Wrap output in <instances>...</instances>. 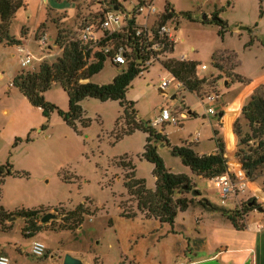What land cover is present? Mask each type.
Wrapping results in <instances>:
<instances>
[{
	"label": "rangeland",
	"instance_id": "obj_1",
	"mask_svg": "<svg viewBox=\"0 0 264 264\" xmlns=\"http://www.w3.org/2000/svg\"><path fill=\"white\" fill-rule=\"evenodd\" d=\"M75 2L78 21L68 31L73 38L79 35L83 17L90 16L97 21V15L104 9L98 7L102 0ZM137 4L138 0H128L122 6L130 11ZM166 4L176 15L169 25L177 30V44L168 59L182 57L197 63L196 77L213 84L202 87L197 95L183 91L161 63L156 62L134 79L125 100L134 103L135 119L143 125H150L162 108L171 111L179 124L154 128L168 141V146L157 145V154L170 173L186 175L217 211L191 207L178 212L169 225L146 217L137 209L135 198L128 195L124 186L125 172L118 163L123 161L134 166V178L144 181L146 190L151 192L155 189L153 166L142 158L147 134L136 130L124 135L130 128H126L118 102L85 99L80 106L82 118L89 121L86 128L76 124L74 130L53 113L42 132L44 120L40 112L25 107V100L8 86L0 90V167L9 165L14 175L5 177L0 185V207L11 214L22 210L43 212L34 222L39 230L31 227L25 236L23 218L10 216L2 222L0 255L7 256L10 264H63L66 255L80 264H188L206 262L208 258L219 264H240L244 231L233 228L222 211H240L251 200L255 208H264L261 199L264 198V169L250 181L258 190L250 186L253 192L245 190L237 197L229 194L221 204L220 190L211 181L193 175L180 158L172 154V149L192 144L196 153L210 155L216 150L212 127L218 116L208 114L207 109L217 112L218 105L201 102V99L214 94L219 101L229 103L240 91L238 83H233L236 75L247 83L264 75V0H154L156 12L148 21L149 29L164 12ZM215 14L226 28L223 37L219 36V28L211 19L204 20ZM139 23L143 24V20ZM240 27L256 29L258 36L252 37ZM29 52L33 56L39 51L31 44ZM213 54L219 69L211 65ZM203 65L206 70H201ZM36 67L37 62L31 60L23 69L33 72ZM123 68L106 60L102 71L90 81L97 85L110 84ZM163 81H168V85L162 89ZM256 89L264 93V83L258 84L254 91ZM45 99L51 100L47 101L62 112L67 111V97L59 87H52ZM3 110H7L8 115L2 114ZM181 113L186 119H181ZM241 118L238 120L241 137H244L250 130L242 115ZM28 134L30 141L25 142ZM218 137L224 141L222 135ZM15 139L22 141L14 146ZM237 143L236 137V146ZM257 143V139L251 140L247 146L256 148ZM241 149L247 150L246 147ZM186 197L191 198V195ZM80 204L90 215L83 216L80 228L68 230L74 229L78 219H69L63 224L61 215ZM123 212L134 216L125 217ZM46 214L54 218L42 223ZM32 240L44 244V257L36 259L29 255Z\"/></svg>",
	"mask_w": 264,
	"mask_h": 264
},
{
	"label": "trees",
	"instance_id": "obj_2",
	"mask_svg": "<svg viewBox=\"0 0 264 264\" xmlns=\"http://www.w3.org/2000/svg\"><path fill=\"white\" fill-rule=\"evenodd\" d=\"M22 1L0 0V42L3 40L13 42L8 36V27L14 12L21 6ZM164 10L165 13L160 17L159 24L171 20L175 15L168 4L165 5ZM210 19L211 23L218 26L219 36L223 37L226 32L224 23L218 19L216 14ZM213 19L215 20L213 21ZM58 40L61 45L60 33L58 34ZM145 44L146 38L143 35L136 36L133 22L129 23L126 34L114 33L102 39L98 45L93 47L83 45L78 41H69L64 45L61 56L53 64L43 63L37 71L21 72L13 79L12 86L19 91L32 107L40 109L44 119V124L40 129L42 132L46 130L50 116L53 113H56L68 127L74 130L76 129V124L86 128L89 125V121L82 118V108L80 106L85 99H95L100 102H118L123 109L126 128H130L124 135L132 134L136 130L147 134L142 158L153 166L152 175L155 179L154 191H148L145 188L144 181L134 178V166L123 161L119 162L118 166L125 172L124 186L127 193L130 197L135 198L137 209L144 213L146 217H153L162 224L172 225L178 212H185L191 207L199 206L213 211H217V209L213 208L205 199L196 201L195 198H200L201 193L186 175L173 174L165 168L157 154V145L164 144L168 146L166 136L158 133L150 125H143L141 122H137L134 103L126 102L125 100L126 92L134 79L148 70L143 68L144 57L139 54L138 50V48L144 49ZM123 46L132 48L134 51L133 55L127 57L125 65H116L112 62V56ZM105 47H109L110 51L105 52ZM106 60H110L116 67L123 66L124 68L117 73L110 84L97 85L92 83L90 81L91 78L102 71ZM211 65L213 68L219 69L214 61V54L211 57ZM162 66L173 79L180 83L183 91L197 95V92L202 87H211V84H213L207 79L199 80L196 77L198 65L193 61L168 59L162 63ZM234 82L248 84L238 75L235 76ZM54 85H59L67 94L68 109L66 112L59 110L55 105L46 101L44 97V94ZM241 115L247 123L250 134L241 137V122L238 119L234 121L232 130L238 138L235 157L241 165L246 178L252 181L253 177L258 176V174L262 173L261 170L264 169V140H261V138L264 139V93L262 91L259 92V89H256L249 96L248 101L242 107ZM119 121L118 119L116 125ZM212 134L216 152L210 155H197L191 145L172 149V154L180 158L183 166L189 168L196 177L207 181L228 173L224 141L218 137L219 133L216 129L212 130ZM29 136L28 134L24 140L25 142L30 141ZM256 139L258 140L256 148H249L247 144L251 140ZM21 141L20 139H15L14 146ZM241 147H246L247 150L245 151ZM12 175L14 173L9 165L1 166L0 185L5 177ZM193 192L195 193L194 196L192 195ZM187 195H191V198H187ZM251 201L245 203L240 211H234L233 213L222 211V214L227 215L228 220L235 229L240 230V220L247 212L255 210L253 204L248 206ZM40 214H43L40 210H22L11 214L0 207V226L10 216L21 217L26 222L22 230V234L25 236L27 229L36 228L34 222H37V216ZM84 215L89 216L90 214L84 205L80 204L73 211L62 214V222L65 224L69 219H78L73 225L74 229H68L76 230L82 225ZM123 216L133 217L134 214L123 212ZM36 230L39 229L36 228Z\"/></svg>",
	"mask_w": 264,
	"mask_h": 264
},
{
	"label": "crops",
	"instance_id": "obj_3",
	"mask_svg": "<svg viewBox=\"0 0 264 264\" xmlns=\"http://www.w3.org/2000/svg\"><path fill=\"white\" fill-rule=\"evenodd\" d=\"M107 3V0H102V4H98V7H106ZM70 4L72 6L68 7V5ZM164 13L165 10L162 14L156 17L154 22L157 21V23H159L160 17ZM175 18L176 15L173 16L172 22ZM89 19L90 16L83 17L80 22V27L84 21ZM149 19H147V24ZM206 19H210V17L207 16L204 18V20ZM139 20L140 19H138V21ZM77 21L78 7L75 0H23L21 6L14 12L8 27V36L10 39H12L13 42H8L7 40H3L2 42H0V90H3L5 87L9 86V88L13 89V92H17L23 98V100H25L24 102H26L25 104H27L24 105L25 107H31V110L38 111L41 114L40 109L32 107L28 103V101L19 93V91L12 86L13 79L21 72H24V69L20 67V60L26 55H29L31 57V60L37 62V67L34 69V71H37L39 66L43 63L49 65L53 64L61 56L64 45L69 41H74L77 39L73 38V35L68 32L71 26L76 25ZM174 29L175 32H177L175 27ZM59 33L60 42H62L61 45L58 43ZM31 44L37 46V49L39 51L38 53L33 54V56L29 52ZM176 44L177 38L169 56L173 53ZM177 60L185 59L181 57ZM260 83H264V75L260 76L254 82H249L248 84H236L240 87L239 93L237 95H234L229 103L225 100L219 101L217 103L218 117H216L217 121L216 124H214V126L212 127V130L216 129L219 135H222L224 137L225 158H227L228 161L232 160L237 165L238 161L235 157L236 137L233 133L232 126L236 119L239 118L240 120H242L241 110L244 105L245 99ZM54 86L59 87L67 97L66 92L59 85ZM47 92L44 94L45 98ZM171 99H174V97H172ZM48 101L51 102V100ZM2 114L8 115L7 110H3ZM219 118L220 120H218ZM33 125H29L28 127H33ZM195 143L196 145H198L197 141H195ZM214 152H216V150L212 151L211 154ZM196 154L199 156H203V154ZM245 183V189L238 193H244L245 190H250L251 192H253L254 190L251 189L250 186H253L258 190V187L255 184L251 183L248 179H245ZM237 194H235L234 196L237 197ZM200 198L204 199V196L201 195ZM261 199L264 201L263 197H261ZM204 210L211 209L206 208ZM224 215V219L233 227L232 223L228 220L227 215L222 214V216ZM248 220H251V226L248 225ZM239 224L241 225V229L239 231H244L241 235V249L239 250L240 255L242 256L240 264L246 263L247 261H249L250 264H264V212L259 213L255 208V210L247 212L243 216L242 220H240ZM210 259L212 258H208L207 261H210ZM195 263L197 262H191L188 264Z\"/></svg>",
	"mask_w": 264,
	"mask_h": 264
},
{
	"label": "built area",
	"instance_id": "obj_4",
	"mask_svg": "<svg viewBox=\"0 0 264 264\" xmlns=\"http://www.w3.org/2000/svg\"><path fill=\"white\" fill-rule=\"evenodd\" d=\"M128 0H107V6L104 7L99 19H89L81 24L79 35L76 40L83 45L90 47L98 45L102 39L109 37L114 33H127L129 23L133 22L135 27L136 36L143 35L146 38L145 48H138L139 54L144 57L143 68L148 69L153 63H163L168 60L170 49L172 50L176 42L175 29L170 26L171 20H167L162 24L154 22L151 29L148 28L147 19L150 16L155 15V7L153 0H138V4L130 11L123 8L122 3ZM138 19L143 20V24H140ZM170 22V23H169ZM105 52L110 51L109 47L104 48ZM132 48L128 46L120 47L117 52L112 56V62L116 65H125L127 57L133 55ZM31 62V57L26 55L20 60V67L25 68ZM205 70V66L201 67ZM168 85V81H163L161 88L163 89ZM177 87L181 88L180 83L177 82ZM206 101L207 104H217L219 97L214 94L205 96L201 101ZM207 113L213 116H217L218 113L212 108L207 109ZM181 119H186V115L180 114ZM173 124L178 125L179 122L173 116L171 111L167 108H162L159 114L155 117L150 124L155 128L160 125ZM227 159V158H226ZM227 171L223 175L210 180L213 185L220 190L221 204L229 194L235 195L245 189L246 176L241 169V165H238L232 160L226 162ZM243 178V179H242ZM29 255L36 259H40L45 256V246L38 240H32L29 246ZM0 264H10L7 256L0 255Z\"/></svg>",
	"mask_w": 264,
	"mask_h": 264
},
{
	"label": "water",
	"instance_id": "obj_5",
	"mask_svg": "<svg viewBox=\"0 0 264 264\" xmlns=\"http://www.w3.org/2000/svg\"><path fill=\"white\" fill-rule=\"evenodd\" d=\"M239 29L241 31H244V32L248 33L252 37H257L258 36V30H256V29H252V28H249V27H240ZM259 38H261V37H259ZM262 41L264 42V39H262ZM161 93L164 94V92H162V91H161ZM192 195L194 196L195 193L193 192ZM251 205L252 204L250 203L249 206H251ZM256 211L259 212V213H263L264 212V210H263L262 207H257L256 208ZM53 218H54L53 215L46 214L45 216L42 217L41 222L42 223H46V222H48L49 220H51ZM63 264H80V262L78 260H76L75 258H73V257H71L69 255H66L65 258H64ZM197 264H219V263L217 261H215V260H210V261H206V262H202V263H197ZM245 264H250V262L247 261Z\"/></svg>",
	"mask_w": 264,
	"mask_h": 264
}]
</instances>
